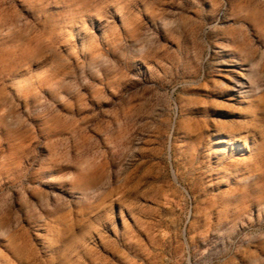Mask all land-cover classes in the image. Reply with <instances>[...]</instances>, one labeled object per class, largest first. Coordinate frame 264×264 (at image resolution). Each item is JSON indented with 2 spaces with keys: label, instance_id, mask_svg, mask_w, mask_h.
<instances>
[{
  "label": "rangeland",
  "instance_id": "1",
  "mask_svg": "<svg viewBox=\"0 0 264 264\" xmlns=\"http://www.w3.org/2000/svg\"><path fill=\"white\" fill-rule=\"evenodd\" d=\"M0 264H264V0H0Z\"/></svg>",
  "mask_w": 264,
  "mask_h": 264
}]
</instances>
